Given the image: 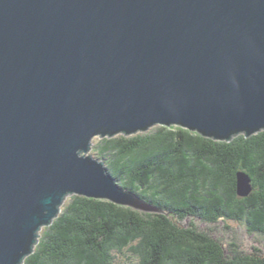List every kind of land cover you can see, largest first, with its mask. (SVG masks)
<instances>
[{"label": "water", "instance_id": "water-1", "mask_svg": "<svg viewBox=\"0 0 264 264\" xmlns=\"http://www.w3.org/2000/svg\"><path fill=\"white\" fill-rule=\"evenodd\" d=\"M156 125L264 130V0H0V264L71 195L160 212L90 153Z\"/></svg>", "mask_w": 264, "mask_h": 264}, {"label": "trees", "instance_id": "trees-1", "mask_svg": "<svg viewBox=\"0 0 264 264\" xmlns=\"http://www.w3.org/2000/svg\"><path fill=\"white\" fill-rule=\"evenodd\" d=\"M90 153L160 212L71 195L22 264H264L257 247L244 251L213 231L235 221L264 237V130L226 141L156 125L96 137ZM239 171L252 181L247 196L237 192Z\"/></svg>", "mask_w": 264, "mask_h": 264}, {"label": "rangeland", "instance_id": "rangeland-1", "mask_svg": "<svg viewBox=\"0 0 264 264\" xmlns=\"http://www.w3.org/2000/svg\"><path fill=\"white\" fill-rule=\"evenodd\" d=\"M91 152V151H90ZM200 228L206 230L209 229V226L205 223L200 222L199 220H193ZM230 229H224L222 226L213 227L215 231V236L226 241H235L240 249L244 251H253V247H257L261 250L264 255V237L260 234H249L247 228L238 224L235 221H230Z\"/></svg>", "mask_w": 264, "mask_h": 264}]
</instances>
